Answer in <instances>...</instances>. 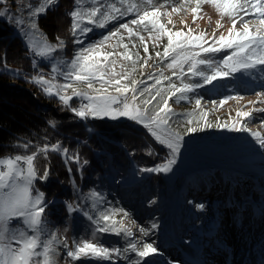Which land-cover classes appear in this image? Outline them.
I'll return each mask as SVG.
<instances>
[{
	"label": "snow or ice",
	"instance_id": "snow-or-ice-1",
	"mask_svg": "<svg viewBox=\"0 0 264 264\" xmlns=\"http://www.w3.org/2000/svg\"><path fill=\"white\" fill-rule=\"evenodd\" d=\"M57 3L58 0H37V3L33 4L32 0H27L23 5L25 14L13 16L7 7L8 0H0V5H5L0 9V17L7 16L19 33L26 38V46L33 56L32 68L36 71L31 81L39 85L45 95L58 98L62 107L70 110L80 120L105 117L116 120L119 117H126L143 125L155 141L169 150L162 163L155 167L142 168L140 169L142 172H170L180 153L183 136L170 126V119L174 113L169 106V99L177 96L179 100L188 99L187 93L238 72L247 73L249 76L253 75V70L264 72V0H196V7L191 9L193 13H197L201 5L207 3L215 8L221 18L228 16L231 19L232 27L228 29V35L221 34L217 38L214 34L211 43L206 38L205 32L193 34L191 28L187 32L169 29L161 22V16H170L171 13H161L163 5L156 6L154 0H73L72 10L67 13L71 18L69 31L73 37L72 42L81 47L74 52L70 60H65L59 55L66 48L65 40L57 36V42L50 43L38 27L39 16L46 14ZM177 11L179 9L176 7L172 8V12ZM133 13L136 18L131 19L132 26H136L140 31H147L156 42L163 37L167 38L163 53L157 52L156 56L170 60L166 66L173 70L172 75L178 76L175 69L183 73L184 65L187 64V71L192 76L200 77L203 84L184 83L181 78V84L177 86L171 82V77L164 75L163 71L158 75L153 73L148 76V79L155 80L152 85H146L144 80L132 78L137 71L133 56L128 51L115 53L104 50L107 42L120 34V29L126 30L129 37L139 36L140 41L144 42V36L140 32H134L129 23H121L116 31H110L99 41L84 46V38L95 28L104 29L110 22ZM249 15L254 17V25L244 19ZM196 18L194 16V21ZM238 21L242 25L240 30H236ZM171 22L169 19L168 23ZM217 26L222 27L219 21ZM120 39L122 40L123 37L121 36ZM120 46L126 50L128 48L127 44ZM224 49H230L231 53L225 55L219 62L207 55L219 53ZM144 51L148 52L146 44ZM116 55L125 61H131L133 65L131 69H125L124 65H120L121 71H116L117 61L109 60ZM40 61L51 65L47 75L40 67ZM147 63L145 59L144 63L139 65L140 69H143ZM201 66L211 71L207 72ZM4 68L19 75V70L8 69L6 62ZM58 77H62L64 83H60ZM164 80L169 81L167 87L158 88L157 86ZM97 84L99 87L96 86ZM129 93H131L130 98ZM145 94H149L151 98L142 99ZM257 96L258 98L264 96V93H258ZM76 97L80 98L81 103L73 106V98ZM157 97L161 98L162 103L150 112L149 106ZM227 99L241 100L243 97L229 96ZM260 102L264 103V100ZM215 103L213 101V104ZM225 103L226 100L219 101L220 105ZM195 105L199 108L201 99L197 98ZM253 111L264 112V108H254L249 111L237 109L235 119L216 124L208 123L204 119L207 113H203L201 120H204V123L188 119L185 133L203 131L211 127L247 132L259 147L264 149V134L252 131L248 127V123L254 118ZM48 123L50 127H56L54 121ZM261 126H264V119L261 120ZM22 147L29 149L30 145L26 142ZM49 152L62 153L66 160L81 162L79 154L70 155L69 148L62 146L59 141L53 144L45 143L43 146L36 145L30 154L0 157V264H56L60 246L66 249V256L72 261H95L97 264L111 261L119 256H123L129 264H142V262L146 264L147 257L158 253V249L149 242L129 240L127 246L121 250L104 246L96 239L97 233L123 234L129 238L133 236L132 228L127 226L123 219L119 221L114 219L116 212L122 213L123 217L128 216L123 209L101 211L96 217L85 211L84 215L95 226V231L91 233L90 238L74 240L72 247H69L66 238L61 239L55 231H51L46 217L45 193L35 187L37 180H46L49 176L47 166L41 174L36 163L41 155L47 160ZM148 154L156 155L151 149ZM87 163L86 159L83 160V164ZM90 198L95 207L100 201V194L92 191ZM199 207L204 206L201 204ZM67 210L72 213L80 209L69 203ZM132 224L134 225L135 222L132 221ZM155 227V224L151 225V228ZM138 231L142 236L149 235V229L140 227ZM127 253H133L137 259H131L126 255Z\"/></svg>",
	"mask_w": 264,
	"mask_h": 264
},
{
	"label": "rangeland",
	"instance_id": "rangeland-1",
	"mask_svg": "<svg viewBox=\"0 0 264 264\" xmlns=\"http://www.w3.org/2000/svg\"><path fill=\"white\" fill-rule=\"evenodd\" d=\"M26 3L27 0H8L7 7L10 9L11 15L20 16L25 14L23 5ZM154 3L156 6L163 5L161 13H171L170 16H161V22L165 23L169 29L187 32L191 28L193 34L205 32L209 43L212 42L214 34L217 38L221 34L227 36L228 29L232 27L231 19L228 16L221 18L215 8L207 3L201 5L197 13H193L191 10L196 7V0H154ZM3 7L5 5H0V9ZM173 7L179 11L172 12ZM194 16L197 17L195 21ZM134 18L136 15L133 13L110 22L104 29L95 28L92 32V42L99 41L110 31H116L121 23L130 24L131 19ZM169 19L172 21L171 23H168ZM244 19L250 21L251 25L255 24L254 17L251 15L245 16ZM0 21L7 23L21 36L17 27L7 16L0 17ZM217 21L222 27L217 26ZM241 26V22L238 21L236 30H240ZM130 27H133L134 32H140L144 36L143 43L139 36L129 37L126 30L120 29V34L110 39L104 50L115 53L128 51L136 60L137 71L132 78L144 80L146 85H152L155 80L148 79V76L153 73L158 75L163 71L164 75L171 77V82L177 86L181 84V78L184 83L199 82L203 84L200 77L192 76L187 71V64L184 65L183 73H180L179 69H175L178 76H173V70L166 66L170 60H163L156 56L157 52L163 53V48L167 44L166 37L156 42L147 31H140L139 28L131 24ZM24 44L26 46V41ZM121 44H127V50L120 46ZM145 44L148 48L147 53L144 51ZM230 53V49H224L219 53L207 55L219 62ZM113 59L117 61L116 71L118 72L121 71L120 65H124L125 69H131L133 66L131 61H125L118 55L109 58L110 61ZM145 59L148 63L143 69H140L139 65L143 64ZM41 63H43L42 69L47 75L51 65L44 61H40ZM204 70L211 71L206 68ZM58 81L64 83L62 77H58ZM168 83L169 81L164 80L157 87L166 88ZM96 86L99 87V84ZM258 93H264V72L257 69L253 70L252 76L238 72L229 77L217 79L211 84H204L194 92L187 93L188 99L180 101L179 106L175 105V98L177 99L178 96L169 99V106L174 113L170 119V126L183 136V141L176 163L167 173L140 171L142 168L159 165L169 152L166 147L155 141L143 125L126 117H119L116 120L107 117L101 119L126 122L145 131L147 135H144V140L149 143L139 142L145 145L148 150L151 149L155 152L156 155H153L155 158L150 161V155L144 154L141 166L131 158L123 164L116 165L110 172L109 183L97 188L96 192L100 194V201L95 207H93L90 195H87L90 190L85 189L88 183L83 182L82 176L79 181H76L71 175V196L68 201H62L55 196L46 200L47 205L62 202L67 214L65 218H61L59 215L54 216V213L49 216L46 207L50 230L55 231L59 238H66L69 247H72L74 240L90 238L91 233L95 231V226L84 215L85 211L96 217L101 211L123 209L128 213V216L123 217L122 213L116 212L114 219L117 221L123 219L124 223L132 228L133 236L129 238L123 234L97 233L96 239L101 241L104 246L123 250L129 240L153 243L154 247L158 249V253L147 257L146 264H226L225 258L229 253L233 257L232 264H237L236 254L239 251L240 241L245 238L240 239L239 229L250 230L251 237L256 233H259L257 237L264 235V149H261L247 132H234L211 127L186 134L185 127L188 119L204 123V120H201L203 113H207L204 119L208 123L216 124L235 119L237 109L249 111L254 108H264V103L260 102V100H264V96L258 98ZM128 95L130 98L131 93ZM229 96L243 97V99L228 100ZM150 98L149 94H145L142 99ZM197 98L201 99L199 108L195 105ZM73 100L81 101L78 97ZM220 100H226V103L220 105ZM213 101L216 103L213 104ZM161 103V98L157 97L149 106V111H154L155 107ZM189 113L192 115H187ZM253 117L248 123V127L252 131L264 134V126H261L264 112L253 111ZM73 121L75 122L74 115ZM149 137L151 141H149ZM94 152L98 153L99 150ZM61 156L68 164L69 161L64 158L62 153ZM81 168L80 164L79 172ZM38 183L41 184L40 180L35 182L36 188ZM39 190L41 191V189ZM180 196H185L183 203L180 202ZM69 203L80 210L69 213L67 210ZM201 204L204 206L203 208L199 207ZM74 218L78 219L76 225L73 223ZM132 221L135 222L134 225ZM152 224L156 225L154 229L151 228ZM140 227L149 229V235L142 236L138 231ZM126 255L133 260L137 259L133 253ZM56 264H97V262L72 261L66 256V249L60 246ZM99 264H129V261L123 256H119L114 257L111 261L99 262Z\"/></svg>",
	"mask_w": 264,
	"mask_h": 264
},
{
	"label": "trees",
	"instance_id": "trees-1",
	"mask_svg": "<svg viewBox=\"0 0 264 264\" xmlns=\"http://www.w3.org/2000/svg\"><path fill=\"white\" fill-rule=\"evenodd\" d=\"M32 3H37V0H32ZM72 7L73 0H58L56 5L38 18V27L50 43H56L57 36L65 40L66 48L59 53L65 60H70L81 47L72 42L69 31L71 18L67 13ZM92 40L91 32L84 38V46ZM28 53L29 49L21 36L7 23L0 21V157L30 154L36 145L53 144L56 141L68 147L70 155L79 154L80 163L68 160L66 164L61 153L57 152H49L47 160L42 155L37 158L40 172L47 166L50 174L48 186L37 185L45 193L47 201L54 196L68 201L71 196V175L76 181L83 177V182L88 183L85 189L90 190L87 195H90L98 187L109 183L110 172L116 165L123 164L129 158L138 165L142 163V155H149L148 148L139 142L149 143L144 140V135H147L145 131L126 122L92 118L76 124L70 110L63 108L56 97L45 95L39 85L32 83L31 77L36 71L32 68ZM5 62L8 69L19 70V75L15 71H6ZM180 101L175 98V105L179 106ZM75 102L73 100L72 103ZM49 121H54L56 127H50ZM26 142L30 145L29 149L22 147ZM150 158L153 161L155 157L150 155ZM85 159L87 164H83ZM80 164L82 168L79 172ZM184 201L185 196H180V202ZM51 205H47L49 216L52 213L61 218L67 216L62 202ZM73 223L76 225L78 219L74 218Z\"/></svg>",
	"mask_w": 264,
	"mask_h": 264
},
{
	"label": "bare ground",
	"instance_id": "bare-ground-1",
	"mask_svg": "<svg viewBox=\"0 0 264 264\" xmlns=\"http://www.w3.org/2000/svg\"><path fill=\"white\" fill-rule=\"evenodd\" d=\"M23 41H26V38L25 37H23ZM30 58L32 59L33 58V56H30ZM60 103V102H59ZM73 106H75V103L73 104ZM82 121H84V120H76L75 121V123L76 124H80ZM250 231V230H249ZM248 231V229H246L245 231L243 230V229H239V233H238V236H240V239H242L243 237H245L243 240H241L240 242L242 243H240L241 244V247H242V249L244 250V253H249V254H253V250H252V248H250V247H247V245H249L251 242H252V238H251V236L249 235V232ZM239 238V237H238ZM252 258H253V256H252ZM238 261H239V263L242 261V260H245V257H242L241 259L239 258V259H237ZM228 261H231V259H229V256H228V258L226 259V263L228 262ZM248 263H250V262H248ZM232 264V263H231ZM236 264V263H235Z\"/></svg>",
	"mask_w": 264,
	"mask_h": 264
},
{
	"label": "built area",
	"instance_id": "built-area-1",
	"mask_svg": "<svg viewBox=\"0 0 264 264\" xmlns=\"http://www.w3.org/2000/svg\"><path fill=\"white\" fill-rule=\"evenodd\" d=\"M22 40H23V36H22ZM28 56L30 57V56H32V53L29 51V53H28ZM59 102V101H58ZM77 102V103H76ZM75 102V106L76 105H78L79 103H81V101H76ZM85 102V101H84ZM61 104V103H60ZM74 115V114H73ZM74 120L76 121V120H80L79 118H77V117H75L74 116ZM56 143V142H55ZM49 144V143H48ZM43 157V156H42ZM44 158V157H43Z\"/></svg>",
	"mask_w": 264,
	"mask_h": 264
},
{
	"label": "water",
	"instance_id": "water-1",
	"mask_svg": "<svg viewBox=\"0 0 264 264\" xmlns=\"http://www.w3.org/2000/svg\"><path fill=\"white\" fill-rule=\"evenodd\" d=\"M40 182H41V184H42L43 186H48L49 183H50L49 176H48V178H47L46 180H40Z\"/></svg>",
	"mask_w": 264,
	"mask_h": 264
}]
</instances>
